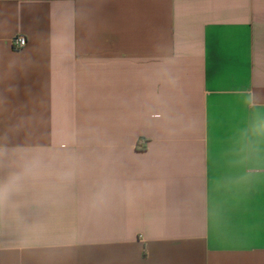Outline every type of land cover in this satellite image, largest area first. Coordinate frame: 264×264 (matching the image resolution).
I'll return each instance as SVG.
<instances>
[{"label":"crops","instance_id":"obj_1","mask_svg":"<svg viewBox=\"0 0 264 264\" xmlns=\"http://www.w3.org/2000/svg\"><path fill=\"white\" fill-rule=\"evenodd\" d=\"M0 264H264V0H0Z\"/></svg>","mask_w":264,"mask_h":264},{"label":"built area","instance_id":"obj_2","mask_svg":"<svg viewBox=\"0 0 264 264\" xmlns=\"http://www.w3.org/2000/svg\"><path fill=\"white\" fill-rule=\"evenodd\" d=\"M27 38L23 35H18L12 40V46L15 50H22L27 46Z\"/></svg>","mask_w":264,"mask_h":264}]
</instances>
